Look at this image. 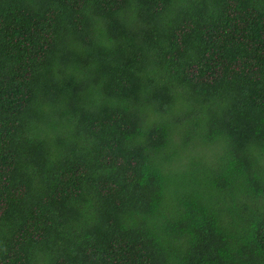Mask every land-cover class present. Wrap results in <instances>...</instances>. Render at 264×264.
<instances>
[{
    "label": "trees",
    "instance_id": "trees-1",
    "mask_svg": "<svg viewBox=\"0 0 264 264\" xmlns=\"http://www.w3.org/2000/svg\"><path fill=\"white\" fill-rule=\"evenodd\" d=\"M0 264H264V0H0Z\"/></svg>",
    "mask_w": 264,
    "mask_h": 264
}]
</instances>
